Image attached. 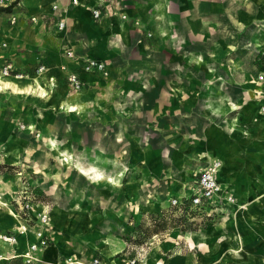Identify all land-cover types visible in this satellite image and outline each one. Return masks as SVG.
Wrapping results in <instances>:
<instances>
[{
    "label": "crops",
    "instance_id": "crops-1",
    "mask_svg": "<svg viewBox=\"0 0 264 264\" xmlns=\"http://www.w3.org/2000/svg\"><path fill=\"white\" fill-rule=\"evenodd\" d=\"M72 1L21 0V5L11 11L18 17L15 25L9 22V12L0 11V43L6 41L8 44L6 48L0 45V59L5 62L4 65L7 62L15 65L11 55H31L19 49L22 32L38 34L45 41V45L39 47L41 55L45 57L50 56V50H55L58 41H55L56 37L61 38L63 58L58 63L48 60L43 63L47 67L45 74L50 78L58 77L59 73L62 76L58 78V88L53 89L57 93L54 106L59 109L60 120L59 128L53 135L61 144L65 145L70 141L72 148L77 152H86L84 154L88 158L94 152L101 153V159L98 155L97 159H88V162L93 163L90 168H103V177L97 183L90 179L89 182L110 188L111 168L124 169V174L126 169L134 168L135 180L139 179L135 183L138 184L137 190L131 192L132 195L129 193L128 197L122 193L123 199H133L135 203L136 200L151 199L170 201L175 197L187 196L194 186L197 171L213 160L221 159L223 167L219 173V181L224 188L235 193V196L246 198L248 202L251 198L256 199V203L259 199L264 200V190L256 195L249 191L248 181L239 180L242 166L236 160L238 154H234L231 147L223 144L220 134L227 115L236 113V121L231 122L235 123V127H231L230 122L226 125L232 132L241 123V116L249 120L251 106L255 104L253 101L256 102L258 112L264 106V82L257 80V58L264 54V49L250 50L242 45L246 39L258 44L262 41L264 44V0H118L120 3H114V0H78L77 5ZM55 3L61 6L62 18L67 22V28L62 32L57 30L58 18L51 10ZM101 4L106 13L102 19L95 20L91 9ZM109 7H117L130 18L138 17L152 24L149 31L153 33V37H145L143 44L147 42L151 51H155V47H162L163 42L168 52L166 64L157 61L149 67L141 68L142 72H149V76L146 79L121 82L122 85L119 86L122 89L119 88L116 95L111 94L110 85L104 86L98 82L100 75L84 73L77 61L64 57V50L69 48L81 57L108 60L115 54L120 55L130 45L134 30L132 19L122 20L120 11L118 15L109 16ZM32 16L38 17L37 23L30 20ZM259 25L263 33L257 30ZM223 33L226 34L225 43L222 41ZM47 40L52 43L48 44ZM228 46H231L230 50ZM250 54L256 55L253 64L247 58ZM64 65L69 70L80 73L84 81L82 92L71 90L66 81V73H62ZM252 71L255 72L257 86L262 89L256 94L248 84L250 77L247 76H251ZM162 73H165V78ZM37 85L40 82L36 79L33 86ZM100 88L102 95L97 94ZM256 96H261L257 98L260 101L253 99ZM68 105L77 106L81 112L67 111ZM243 105V113L238 112L239 106ZM259 117H264L262 111L253 121L244 122L245 125L243 123L246 127L245 136L255 137L254 134L257 133L264 138V128L257 122ZM208 159L211 160L207 161ZM258 162L264 167L262 160L258 159ZM0 182L2 183L1 177ZM1 186L7 199L21 188V185L15 188L10 185L7 188ZM145 202L137 203L138 206L134 208L130 206L131 212L138 219L143 214L142 211L151 210L157 205ZM240 206L238 203L235 208L229 209L225 221L216 226L215 230L228 226L226 222L234 212H240ZM82 210V213L91 216L90 211H84V208ZM108 212L114 216L125 214L121 209ZM14 224L18 225L16 219ZM112 224L115 228L114 235L118 234L116 237L121 238L124 229L117 227L113 221ZM237 225L240 246L241 242L246 244L247 251L238 253L236 258L233 250L240 246H230L233 257L229 254L228 258L245 260L250 264H264V250L261 252L258 247L260 241L258 245L248 244L243 233L244 225L241 222ZM99 236L104 242L103 248L94 247L103 254L102 263L124 264L125 261L117 258L123 251V243L119 241L120 249L116 250L112 248L114 240L109 236ZM200 236V232H190L186 236L190 248L195 246L194 239ZM220 238L225 242L231 239L227 234H222ZM217 239H214L215 242H221L216 241ZM19 240L23 245L20 244L17 250L23 251L26 242L34 241L35 238L30 231L21 235ZM171 247H175V244ZM105 248L115 252L113 259L108 258ZM215 256H218V260L226 257L223 250L216 252ZM91 260L92 258L85 264H90ZM207 261L205 258L201 263ZM158 264L191 263L188 256L176 254L170 260Z\"/></svg>",
    "mask_w": 264,
    "mask_h": 264
},
{
    "label": "rangeland",
    "instance_id": "rangeland-1",
    "mask_svg": "<svg viewBox=\"0 0 264 264\" xmlns=\"http://www.w3.org/2000/svg\"><path fill=\"white\" fill-rule=\"evenodd\" d=\"M114 1V3H120L118 0ZM119 11L117 7H112L109 16L124 14L122 11L119 13ZM127 17V20L132 19L131 22L134 26L132 42L130 45L128 44L127 48H124L125 50L120 55L115 54L108 60H104L108 62L111 73L107 78L100 76L101 78L97 79L104 86L110 85L111 94L113 95H116L119 88H121L119 86L122 85L121 82L146 79L150 73L142 72L141 68L149 67L151 63L157 61L160 64H166L168 61L165 43L162 42V47L160 46L158 49L155 47V51H151V47H148L150 45H147V42L143 44L144 38H149L147 33H152L149 31L152 29V24L147 21L144 22L138 17L130 18L128 14ZM224 26L229 27L230 25ZM257 30L263 33L260 25L257 26ZM225 35L223 33V42L225 41ZM20 38L19 49L31 53V55H11L10 58L13 59L15 64L13 65L14 73L29 77L17 80L12 77H4L1 70L5 62L0 59V77L12 82L19 89L17 92H14L13 89L0 90V177L2 180V176L6 175L10 183H15L14 188L18 185H21V188L24 186L29 187L31 193H34L37 198L35 204L49 206L51 213L49 235L52 236L49 238V245L45 251L36 253L41 261L28 262L23 257H13L16 253H23L30 241L26 242L23 251H18L16 247L2 241V236L10 234L11 231L18 234L19 231L13 222L15 219L12 215V209L9 206L0 205V264H63L70 258H72V263L69 264H85L95 256L103 260V254L99 252L98 248H103L104 242L99 235L109 236L108 238L114 240L115 246L113 244V249H120L118 247L119 241L123 243V251L117 255V258L125 261L124 264H132L135 259H137L136 264H158L170 260L176 254L188 256L191 264H199L205 258L208 261L204 264H250L245 260L239 261L228 258L231 253L229 247L238 248L240 246V233L237 225L240 222L244 225L243 233L246 242L258 245L260 241L259 250L261 252L264 250V217H256L264 215L263 199L256 203L235 196L236 201L233 204L217 206L213 213L186 214L184 219L178 220L183 212L180 209L172 210V205L168 200H136L135 203L133 199L125 200L122 198V193L128 197L129 193L132 195L131 192L137 190L138 184L135 183L139 179L135 180L134 168L126 169L125 174L124 169L111 168L110 176L113 181H110V188L107 186L105 188L103 184L92 183V185L89 179L94 183H97L99 179L95 178L93 174L88 175L82 168L90 169L89 166L93 163L88 162V159H97L99 156V159H101L102 155L94 152L88 158L86 152L81 151L83 152L81 153L74 150L70 146V141H67L65 145L61 144L53 135V132L59 128L58 124L60 123L59 109L54 106L57 93L53 89L58 88V78L62 76L59 73L58 77H51L54 78L53 88H51V78L45 74L47 67L44 71L39 72V68L46 60L51 63H58L57 61L63 58L60 45L61 38L56 37L55 41H58L55 45L57 46L55 50H50L49 57L41 55L42 52L39 47H43L45 41L40 39L38 34L22 32ZM139 38H141L140 41ZM49 40H47L48 44L52 43ZM242 45L250 50L264 49L262 41L258 44L246 39L242 42ZM228 49L230 50L231 46H228ZM255 56V54L247 56L250 64L254 63ZM48 67H51V65H48ZM250 69L254 70L253 67ZM162 75L165 78V73H162ZM253 77L255 79V75ZM36 79L40 82V90H38V85L33 86ZM97 94H103L101 88ZM260 97L256 96L253 99L260 101V99H257ZM253 103L255 104L251 106L252 113L249 120L243 119L241 116L242 121L237 125V130L231 132L226 128V125L229 122L236 121V118H234L236 113L229 114L226 117L227 119L223 121L220 134L223 144L226 147H231L234 154H238L236 160L242 166L239 180L248 181L249 191H253L257 195L264 190V167L260 166L261 163L258 162V159H260L264 164V138L257 133L254 134L255 137L245 136L246 127L244 126L245 123L253 121L258 113L262 111L261 108L258 112L256 102L253 101ZM46 104L49 105L48 108ZM70 107L72 105H68L67 111ZM78 109L80 108L69 112H81ZM243 110L244 105L239 106L238 112L243 113ZM50 137L55 141L57 140L58 144L63 147L68 156V162L61 161L48 145ZM249 147L254 148L249 149ZM219 160L222 162L223 167V160ZM96 169L100 172L104 170L101 167H96ZM91 172H95V169ZM125 180L127 185L124 186ZM0 184L3 185V181ZM143 185L146 187V184ZM233 191L235 192V189ZM145 201H153L152 203L157 205L152 207L151 210L143 212L138 219L131 212V208L138 206L137 203L143 204ZM238 203L241 204L240 212H234L235 215L226 222L228 226L215 230L216 226L225 221L228 210L235 208ZM83 208L84 211H87V209L90 211V217L82 213ZM113 209L124 210L125 214L114 216L108 212ZM171 215L177 219L174 220ZM32 216L35 218L34 214ZM155 220H164V222L159 224L155 223ZM112 221L115 222L117 227L120 226L124 229L121 238L116 237L118 234L114 235L115 228H113ZM111 232L113 234H110ZM190 232H200L201 234L200 237L194 239L195 246H192V248L185 239ZM222 234L229 235L231 239L226 242L221 240ZM216 237L218 238L216 241L221 240V242H215ZM20 244L23 245V242L18 238V246ZM173 244H175V247L172 248L171 245ZM220 250L224 251L226 257L218 260L215 253ZM230 257H233V255L230 254Z\"/></svg>",
    "mask_w": 264,
    "mask_h": 264
},
{
    "label": "built area",
    "instance_id": "built-area-1",
    "mask_svg": "<svg viewBox=\"0 0 264 264\" xmlns=\"http://www.w3.org/2000/svg\"><path fill=\"white\" fill-rule=\"evenodd\" d=\"M105 1V0H103ZM74 5L78 4V0H73ZM21 5V0H0V11H5L10 13L9 22L15 25L18 22V17L11 12L16 6ZM103 5H95L91 9L92 17L95 20H100L104 17ZM52 13L57 16L56 28L58 31L62 32L67 28V22L62 18V8L58 3H55L52 8ZM110 15V13H107ZM123 20H127V14L121 15ZM33 23L38 22L37 16L30 17ZM147 37L151 38L152 33H147ZM0 45L4 48L8 46L6 41H1ZM64 57L68 60L77 61L80 70L87 74H97L103 78H107L111 69L108 62L95 58V57H81L76 54L72 49L66 48L64 50ZM259 60L257 61L258 75L257 80L259 82H264V54L259 55ZM45 65L39 68V72L44 71ZM62 71L66 73V81L70 88L74 92H80L83 90L84 81L82 80L80 73L77 70L68 69L65 65L62 66ZM2 74L8 77H24L23 74H15V69L13 64L7 62L2 70ZM54 83V78H51ZM262 112L264 113V106L262 107ZM222 168V162L219 159H215L207 165L201 167L195 177L194 186L191 192L183 198H172L169 203L172 206L180 207L184 202L189 203L188 206L194 210L197 214H207L214 212L217 206L222 204H233L236 201L233 192L224 188L219 181V173ZM37 198L34 193H31L29 187L24 186L20 190L16 191L12 196L7 199L6 193L0 184V205L4 204L9 206L13 212L14 219L18 221V225L15 226L19 233L6 234L2 236V241L13 246L18 247L19 235H26L30 231H33L35 240L30 241L27 244V249L23 253H16L13 257H23L28 262L41 261V259L36 255V253H43L49 245V233L51 229V213L49 206L42 204H35ZM41 207V208H40ZM35 215V218L32 216ZM72 258L67 260L65 263H72ZM137 259L132 261V264H136ZM63 263V264H65ZM90 264H103L102 260L98 257L92 258Z\"/></svg>",
    "mask_w": 264,
    "mask_h": 264
},
{
    "label": "bare ground",
    "instance_id": "bare-ground-1",
    "mask_svg": "<svg viewBox=\"0 0 264 264\" xmlns=\"http://www.w3.org/2000/svg\"><path fill=\"white\" fill-rule=\"evenodd\" d=\"M261 50V49H260ZM202 63V62H201ZM3 75V74H2ZM37 75H40V74H37ZM211 75V74H210ZM255 75V72H253L252 71V75L251 76H247V77H250L249 78V82H248V84H250V86L252 87V89H253V91H255V94L257 93V92H260V91H262V89L261 88H259L257 85H258V82L254 79V76ZM4 76V75H3ZM4 77H8V76H4ZM24 77H29V76H24ZM24 77H12V78H15V79H21V78H24ZM247 79V78H246ZM248 81V80H247ZM50 82H51V88H53V84H52V81H51V79H50ZM19 86V85H18ZM38 90H40L41 89V87H40V85H38ZM3 89H13L14 90V92H17V91H19V89L17 88V86L15 85V84H13L12 82H9V81H7V80H5V79H3L2 77H0V90H3ZM45 90V89H44ZM43 94V93H42ZM71 106V105H70ZM77 106H73L72 105V107H70L69 108V111H76L77 110ZM223 108V107H222ZM225 109V108H224ZM79 110V109H78ZM233 119V118H232ZM258 124L262 127V128H264V117H259V119H258ZM230 124V126L231 127H235L234 125H235V123H229ZM50 139V141H49V144L48 145H50V147L52 148V150L55 152V154L60 158V160L61 161H65V162H68V156H67V154L65 153V150L52 138V137H50L49 138ZM75 150V149H74ZM74 153V152H73ZM14 156V155H13ZM88 159V158H87ZM19 160V159H18ZM209 160H211V159H208L207 161H209ZM72 161V160H71ZM73 165V164H72ZM77 165V164H76ZM73 167V166H72ZM82 168V167H81ZM93 169H95V172H91ZM82 170L85 172V173H87L88 175H94V177L95 178H97V179H102V177H103V173H101L100 171H97V169L96 168H90V169H86V168H82ZM81 173V172H80ZM108 176V175H107ZM107 178V177H106ZM2 181H3V185H4V187H8L9 185L10 186H14L15 185V183L13 184V183H10L9 182V180L7 179V177H6V175L5 176H2ZM110 181L112 182L113 181V179H112V177L110 178ZM11 197V196H10ZM254 197V196H253ZM260 200V199H259ZM134 201V200H133ZM250 201H252V202H256V199H254V198H251L250 200H249V202ZM131 202V201H130ZM153 202V201H152ZM1 205H3V206H6V205H4V204H1ZM240 208V207H239ZM9 210V209H8ZM88 211V210H87ZM137 211H139V210H137ZM140 212V211H139ZM142 212H144V211H142ZM230 212V211H229ZM9 214H11V213H9ZM13 215V214H12ZM141 215V214H140ZM230 215H232V213L230 212ZM235 214H233V216H234ZM8 217V216H7ZM9 218V217H8ZM14 222V221H13ZM110 242H111V240H110ZM110 245V244H109ZM244 245H245V247H244ZM247 246H246V244H243V242H241V246L239 247V249H237V250H233V252H234V256L237 258V254L238 253H242V252H246L247 250V248H246ZM249 249V248H248ZM106 253H107V255H108V258H110V259H113L114 257H115V252L113 251V250H111V249H109V248H106ZM115 260H116V258H115ZM114 261V260H113ZM115 264V263H114Z\"/></svg>",
    "mask_w": 264,
    "mask_h": 264
},
{
    "label": "trees",
    "instance_id": "trees-1",
    "mask_svg": "<svg viewBox=\"0 0 264 264\" xmlns=\"http://www.w3.org/2000/svg\"><path fill=\"white\" fill-rule=\"evenodd\" d=\"M258 60H259V57H258L257 61H258ZM188 204H189V203L184 202V204H182L180 207L172 206V210H179V209H180V211L183 212V213H182L183 215H182L178 220H182V219H184V217L186 216V214H189V215H197V213H196L194 210H192V209L188 206ZM171 217H172L174 220L177 219V218L173 217L172 215H171ZM160 222H164V220H161V221H157V220H155V223H159V224H160ZM161 226H162V223H161Z\"/></svg>",
    "mask_w": 264,
    "mask_h": 264
}]
</instances>
